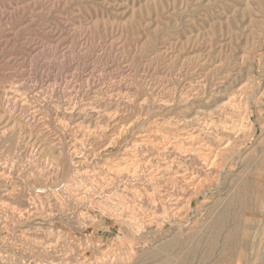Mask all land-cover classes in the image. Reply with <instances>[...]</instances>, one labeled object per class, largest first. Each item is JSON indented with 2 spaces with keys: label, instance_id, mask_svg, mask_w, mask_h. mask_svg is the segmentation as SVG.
I'll return each mask as SVG.
<instances>
[{
  "label": "rangeland",
  "instance_id": "374dc122",
  "mask_svg": "<svg viewBox=\"0 0 264 264\" xmlns=\"http://www.w3.org/2000/svg\"><path fill=\"white\" fill-rule=\"evenodd\" d=\"M0 166V264H264V0H0Z\"/></svg>",
  "mask_w": 264,
  "mask_h": 264
},
{
  "label": "bare ground",
  "instance_id": "6f19581e",
  "mask_svg": "<svg viewBox=\"0 0 264 264\" xmlns=\"http://www.w3.org/2000/svg\"><path fill=\"white\" fill-rule=\"evenodd\" d=\"M231 98H232V97H231ZM174 122H175V121H174ZM206 128H207V127H206ZM158 138H159V137H158ZM155 144H156V143H155ZM217 145H218V144H217ZM168 147H169V146H168ZM218 148H219V147H218ZM224 148H225V149L230 148V144L227 143V144L224 146ZM224 148H223V150H224ZM220 149H221V148H220ZM161 150H162V149H161ZM218 150H219V149H218ZM220 153H221V151H220ZM217 154H218V153H217ZM159 156H160V155H159ZM197 159H198V158H197ZM212 160H213V159H212ZM215 160H216V159H215ZM215 160H214V161H215ZM6 163H7V162H6ZM212 163H213V162H212ZM166 164H167V163H166ZM214 164H215V163H214ZM212 165H213V164H212ZM6 166H7V165H6ZM0 167H1V166H0ZM169 167H170V166H169ZM2 168H3V167H2ZM211 168H212V167H211ZM2 170H4V169H2ZM119 171H120V170H119ZM136 171H137V170H136ZM165 171H166V170H165ZM184 172H185V171H184ZM132 174H133V173H132ZM188 174L190 175V173H188ZM181 175H182V174H180V176H181ZM134 176H135V175H134ZM195 176H196V175H195ZM185 178H186V177H185ZM185 178H184V179H185ZM191 178H192V177H191ZM193 178H194V177H193ZM174 179H175V178H174ZM176 179H177V178H176ZM150 180H151V179H150ZM150 180H149V181H150ZM180 180H181V179H180ZM191 180H192V179H190V181H191ZM192 181H193V180H192ZM151 182H152V181H151ZM183 182H184V180H183ZM185 182H187V181H185ZM185 182H184V183H185ZM198 182H199V181H198ZM205 182H206V181H205ZM144 183H145V182H144ZM172 187H173V186H172ZM188 188H189V187H188ZM192 189H193V188H192ZM172 190H173V189H172ZM175 190H176V189H175ZM126 191H127V190H126ZM127 192H128V191H127ZM167 192L169 193V191H167ZM178 192H179V190H178ZM129 193H130V192H129ZM174 193H175V192H174ZM172 194H173V193H172ZM5 195L8 196V194H6V193H5ZM10 195H11V194H10ZM122 195H123V194H122ZM122 195H121V196H122ZM170 195H171V193L169 194V196H170ZM3 196H4V195H3ZM119 196H120V195H119ZM123 196H124V195H123ZM123 196H122V197H123ZM176 196H177V195H176ZM10 197H11V196H10ZM124 197H125V196H124ZM230 197H231V196H230ZM230 197H229V198H230ZM167 198H168V197H167ZM172 198H173V197H172ZM169 199H170V198H169ZM176 199H177V198H175V201H176ZM178 199H179V198H178ZM181 199H182V198H181ZM181 199H180V200H181ZM234 199H235V198H234ZM116 200H117V199H116ZM172 200H173V199H172ZM173 201H174V200H173ZM177 201H178V200H177ZM181 201H182V200H181ZM224 201H225V200H224ZM127 202H128V201H127ZM132 202H133V201H132ZM130 203H131V202H130ZM168 203H169V202H168ZM215 203H216V202H215ZM171 204H172V203H171ZM179 204H180V203H179ZM186 204H187V203H186ZM129 205H131V204H129ZM132 205H133V204H132ZM136 205H137V204H136ZM136 205H135V206H136ZM150 205H151V204H150ZM169 206H170V205H169ZM169 206H168V207H169ZM174 206H175V205H174ZM127 207H128V206H127ZM130 207H131V206H130ZM175 207H177V206H175ZM221 207H222V206H221ZM131 208H133V207H131ZM131 208H129V209H131ZM122 209H123V208H122ZM124 209H125V208H124ZM129 209H128V210H129ZM133 209H134V208H133ZM133 209H132V210H133ZM174 209H175V208H174ZM125 210H126V209H125ZM134 210H135V209H134ZM136 210H137V208H136ZM136 210H135L134 212H137ZM27 211H28V210H27ZM27 211H26V212H27ZM212 211H213V210H212ZM121 212H122V211H121ZM153 212H154V211H153ZM176 212H177V211H176ZM22 213H23V212H22ZM172 213H173V212H172ZM179 213H180V212H179ZM121 214H122V213H121ZM136 214H138V213H136ZM157 214H158V213H157ZM122 215H123V214H122ZM159 215H160V214H159ZM220 215H221V214H220ZM236 215H237V214H236ZM20 216H23V215H20ZM134 216H135V215H134ZM153 216H154V215H153ZM153 216H151V217H153ZM159 217H160V216H159ZM173 217H174V216H173ZM218 217H219V216H218ZM218 217H217V218H218ZM157 218H158V217H157ZM18 219H20V218H18ZM122 219H123V218H122ZM15 220H16V219H15ZM130 221H131V220H130ZM134 221H136V220H134ZM134 221H132V222H134ZM4 223H5V222H4ZM137 223H138V222H137ZM135 225H136V224H135ZM141 225H142V224H141ZM142 226H143V225H142ZM226 226H227V225H226ZM125 227H126V226H125ZM210 227H211V226H210ZM208 228H209V227H208ZM137 229H138V228H137ZM199 229H200V228H199ZM123 230H124V228H123ZM140 230H141V228H140ZM209 230H210V229H209ZM143 231H144V230H143ZM198 231H199V230H198ZM200 231H201V230H200ZM200 231H199V232H200ZM148 234H149V233H148ZM198 235H200V234L198 233ZM198 235H197V236H198ZM202 235H203V233H202ZM118 238H120V240H121V239H122V236H118ZM181 239H182V238H181ZM176 241H177V240H176ZM206 242H208V241H206ZM169 245H170V244H169ZM196 246H197V245H196ZM194 248H195V247H194ZM112 260H113V259H112ZM112 262H113V261H112Z\"/></svg>",
  "mask_w": 264,
  "mask_h": 264
}]
</instances>
